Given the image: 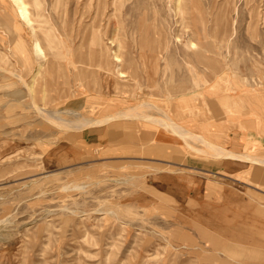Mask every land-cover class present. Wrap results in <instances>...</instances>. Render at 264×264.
I'll return each instance as SVG.
<instances>
[{
	"label": "rangeland",
	"instance_id": "1",
	"mask_svg": "<svg viewBox=\"0 0 264 264\" xmlns=\"http://www.w3.org/2000/svg\"><path fill=\"white\" fill-rule=\"evenodd\" d=\"M4 1L0 264H264L263 149L232 174L139 116L61 125L134 107L180 125L231 92L264 111V0H25L33 31ZM126 122L179 144L106 151Z\"/></svg>",
	"mask_w": 264,
	"mask_h": 264
},
{
	"label": "crops",
	"instance_id": "2",
	"mask_svg": "<svg viewBox=\"0 0 264 264\" xmlns=\"http://www.w3.org/2000/svg\"><path fill=\"white\" fill-rule=\"evenodd\" d=\"M180 125L202 136L215 146L237 155L245 154L246 150L252 148L264 150V111L260 105H255L253 112L251 110L246 114L240 113L237 93L231 92L230 95L208 99L203 114L193 119L185 118ZM138 130L137 127L133 130L130 123L126 122L124 129L119 131L117 143L104 144L106 147L108 145L105 150L118 156L127 152H137L143 145H147L145 140L151 135L156 137L158 147L169 148L179 144L176 142L178 137L170 130L161 128L154 133L152 130L148 132L141 128L140 136L137 135ZM180 143L185 144L184 141ZM218 161L222 163V168L231 171L232 174L240 172L241 162L239 160L223 158Z\"/></svg>",
	"mask_w": 264,
	"mask_h": 264
},
{
	"label": "bare ground",
	"instance_id": "3",
	"mask_svg": "<svg viewBox=\"0 0 264 264\" xmlns=\"http://www.w3.org/2000/svg\"><path fill=\"white\" fill-rule=\"evenodd\" d=\"M11 2L13 4V6H15V5L17 6V9H16L15 13H16L18 19H19V21H16V19H15V21L12 23V28L17 29V28H22V26H27L32 31L35 30L36 29L35 21H34L31 13L29 11V5L26 3V1L25 0H11ZM0 3L2 4V6H4V9L7 10V8H8L7 5L8 4L6 3V1L0 0ZM35 51H36V53H37L39 58L44 57V52H43V49H42V47H41L39 42H36ZM31 97H32V95H31ZM32 101H34V99H32ZM142 107H146L148 109L154 108V109H157L158 111L161 110L159 107H157L156 105H154V104H152L150 102H146L144 105H142ZM37 110L39 112H44V109H40L38 106H37ZM59 112H61V111H59ZM65 112H67V111H65ZM71 112H74V111H71ZM136 112H137V107H134V108H131L130 111H128V110H127V112L126 111L125 112L121 111L120 113H117L115 115H110L108 117L106 116L105 119L103 118L101 120H97V119H93V118H90V117H87V116L79 115L77 113L78 116L76 114H73L74 116H77V120L75 121L74 124L71 123V122H68V123H66V122L63 123L62 122L61 125L63 127L66 126V128L68 127V128L79 129V128H84L86 126H91V125L94 126L96 124H105V123H107V122H109L111 120H114V119L116 120L118 118H122L123 119V117L139 116V117H142V118H144L146 120H149L151 122L153 121L154 123H157V124H160L162 126H165L167 128H170V127L173 128V131L175 133H177L178 135H180L185 141H188V139H189V138H187L188 136L192 137L195 140L196 139L200 140V143H203L204 145H207L210 148V150L212 151L213 155H222V156H224L226 158L230 157V158H234V159L245 158L242 155H237V154H234V153H232V152H230V151H228V150H226L224 148L215 146L214 144L210 143L208 140L206 141L202 136H200L198 134H195V133H192L191 131L187 130L183 126H181L179 124H176V123H174L172 121H171V123H165V122H162L161 120H159L158 118H155L153 116H149V115H147L145 113H142V112L141 113H136ZM48 113H50V112H48ZM68 113H69V111H68ZM162 115H165V114L163 113ZM167 118H168V116H167ZM56 120H57V118H56ZM254 162H257V163L260 164L261 162H264V159H263V157L260 160H255L254 159ZM77 187H79V186H77Z\"/></svg>",
	"mask_w": 264,
	"mask_h": 264
}]
</instances>
